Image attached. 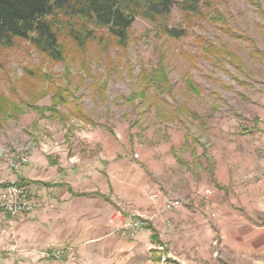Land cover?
<instances>
[{
    "label": "rangeland",
    "instance_id": "obj_1",
    "mask_svg": "<svg viewBox=\"0 0 264 264\" xmlns=\"http://www.w3.org/2000/svg\"><path fill=\"white\" fill-rule=\"evenodd\" d=\"M207 1L211 7L205 15L218 10L226 17L231 33L223 32L209 15L196 20L189 36L176 40L157 33L156 24L138 17L124 50L112 43L104 48L98 39L79 48L66 34L61 39L67 48L63 63L50 60L24 39L10 46L0 44V100L11 99L24 110V98L49 86L46 80L32 76L41 72L58 85L69 84L93 120L111 125L129 120L152 146L182 142L189 136L193 164L203 166L205 159L210 169L217 164L221 185L215 191L209 188L208 195L204 192L198 207L191 199L181 206L185 211H173V221L162 228L164 239L175 247L184 241L190 251L184 256L173 254L160 263L264 264V0ZM180 19L173 8L164 21L176 26ZM197 36L228 45L234 57L221 59L211 54L204 58ZM161 64H166L172 93L152 89L147 102L136 99L134 104H125L126 95L140 91L141 74L152 73ZM68 69L71 78L66 76ZM103 80L107 82L105 99L93 87V82ZM38 104L50 105L51 96ZM34 112L27 108L20 115L36 119ZM18 117L6 119L3 129ZM244 126H256L255 131L242 134ZM33 127L36 136V122ZM25 134H30L28 129ZM29 147H3L0 155L5 158V151L16 153ZM178 152L183 156V151ZM113 218H118L117 228L123 235L130 236L124 227L130 219L121 214ZM46 253L48 258L66 256L62 248ZM6 258L0 256V264H18L16 259ZM57 260L58 264H72Z\"/></svg>",
    "mask_w": 264,
    "mask_h": 264
},
{
    "label": "crops",
    "instance_id": "obj_2",
    "mask_svg": "<svg viewBox=\"0 0 264 264\" xmlns=\"http://www.w3.org/2000/svg\"><path fill=\"white\" fill-rule=\"evenodd\" d=\"M36 115L22 114L0 132V149L30 146L29 162L17 171L0 155V189L12 180L28 184L34 206L26 215L0 210V256L18 264H58L45 255L62 248V260L72 264H161L173 254L189 253L184 241L175 247L164 239L162 228L176 215L165 213V204L188 198L198 207L203 187L215 191L221 185L217 164L211 169L207 159L203 166L193 164L189 136L152 146L129 120L111 125L91 116L92 121L64 122L50 113ZM27 129L30 134H25ZM73 156L79 163H69ZM117 213L125 218L150 216L145 228L125 237L113 218Z\"/></svg>",
    "mask_w": 264,
    "mask_h": 264
},
{
    "label": "trees",
    "instance_id": "obj_3",
    "mask_svg": "<svg viewBox=\"0 0 264 264\" xmlns=\"http://www.w3.org/2000/svg\"><path fill=\"white\" fill-rule=\"evenodd\" d=\"M210 7L211 2L207 0H0V44L10 46L16 40L24 39L50 60L63 63L67 58V48L61 39L66 34L79 48H84L89 42L98 39L104 48L112 43L124 50L130 41L131 29L138 17L156 24L157 33L176 40L189 36L192 33L191 26L196 20L207 18L209 15L213 16V21L223 32L231 33L232 29L229 28L226 17L218 10H214L208 16L205 15V10H209ZM173 8H177L181 19L176 26H169L164 19ZM104 34L109 36L106 37ZM196 44L202 49L201 55L204 58H209L211 54L221 59L233 56L228 45H219L206 37L197 36ZM166 71V64H161L152 73L143 72L140 91L126 95L123 100L132 103L136 99L147 102L152 89L172 93L170 78ZM32 76L37 78V81L46 80L50 87L40 88L36 95L29 99L24 98V110L11 99H1L0 132L6 119L18 117L27 108L41 116L50 113L52 118L58 117L64 122L71 118L92 121L69 84L58 85L50 75L41 72ZM66 76H71L69 69ZM93 87L102 99L106 98V81L93 82ZM194 88L199 89L196 85ZM49 95L50 105L38 104L39 100ZM255 127L244 126L242 134L252 133ZM154 238L156 239L157 235ZM50 258L64 259L65 256Z\"/></svg>",
    "mask_w": 264,
    "mask_h": 264
},
{
    "label": "built area",
    "instance_id": "obj_4",
    "mask_svg": "<svg viewBox=\"0 0 264 264\" xmlns=\"http://www.w3.org/2000/svg\"><path fill=\"white\" fill-rule=\"evenodd\" d=\"M5 159L8 160V167L12 171L20 170L30 160V154L25 150H18L16 153L3 152ZM139 155L136 153L135 157ZM80 158L73 156L70 158L69 163L77 164ZM211 189L206 188L205 194H210ZM156 195H153L155 197ZM187 199L173 198L166 202L164 208L165 213H170L177 208L185 205ZM33 203L30 195V186L18 180L7 182L3 188L0 189V210L7 212L10 215H26L32 212ZM120 213H117V215ZM145 216V215H144ZM142 215H131L129 223H125L126 233L128 235H135L138 231L143 229L145 219Z\"/></svg>",
    "mask_w": 264,
    "mask_h": 264
}]
</instances>
